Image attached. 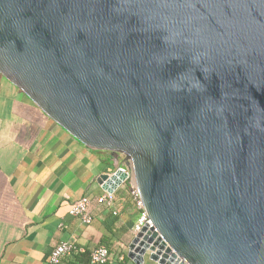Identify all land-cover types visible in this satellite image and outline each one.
I'll list each match as a JSON object with an SVG mask.
<instances>
[{
	"label": "water",
	"instance_id": "95a60500",
	"mask_svg": "<svg viewBox=\"0 0 264 264\" xmlns=\"http://www.w3.org/2000/svg\"><path fill=\"white\" fill-rule=\"evenodd\" d=\"M0 74L123 158L135 264H264V0H0Z\"/></svg>",
	"mask_w": 264,
	"mask_h": 264
},
{
	"label": "crops",
	"instance_id": "0c3cea01",
	"mask_svg": "<svg viewBox=\"0 0 264 264\" xmlns=\"http://www.w3.org/2000/svg\"><path fill=\"white\" fill-rule=\"evenodd\" d=\"M117 164L121 157L93 154L0 74V264H50L51 250L70 239L127 255L138 215L128 186L112 207L96 201L105 192L98 175ZM82 196L91 200L89 224L68 213Z\"/></svg>",
	"mask_w": 264,
	"mask_h": 264
},
{
	"label": "built area",
	"instance_id": "2783aa9c",
	"mask_svg": "<svg viewBox=\"0 0 264 264\" xmlns=\"http://www.w3.org/2000/svg\"><path fill=\"white\" fill-rule=\"evenodd\" d=\"M122 172L127 174V177L123 180L121 185L128 183L129 195L134 202V205L138 211L137 219L133 227L134 233L139 231L144 225L152 227V221L150 220L147 212L144 208V203L140 197L139 191L136 188L130 174V170L126 163H123L118 167ZM119 185V186H121ZM118 186V187H119ZM117 190V189H116ZM115 190V191H116ZM105 191V190H104ZM115 191L107 192L96 198L98 203H104L108 207H112L115 200ZM91 200L88 196H82L70 206L68 213L72 216L78 217L83 223L89 224L93 220V216L89 210ZM115 213V212H114ZM89 251L90 263L92 264H105L107 262L109 252L107 248L98 246L88 250L86 247L77 244L73 239L60 241L51 250L49 254L50 264H59L64 257L71 254H83Z\"/></svg>",
	"mask_w": 264,
	"mask_h": 264
},
{
	"label": "trees",
	"instance_id": "16d2710c",
	"mask_svg": "<svg viewBox=\"0 0 264 264\" xmlns=\"http://www.w3.org/2000/svg\"><path fill=\"white\" fill-rule=\"evenodd\" d=\"M125 185L128 186V183H125ZM98 246L107 248L109 252V256L105 264H135L126 254L116 253L114 248L106 242L100 241L96 247ZM72 256L73 257L71 261H69L67 264H79V263L88 264L90 263L89 251L83 254H72ZM144 264H154V263H152L146 258V261Z\"/></svg>",
	"mask_w": 264,
	"mask_h": 264
},
{
	"label": "rangeland",
	"instance_id": "374dc122",
	"mask_svg": "<svg viewBox=\"0 0 264 264\" xmlns=\"http://www.w3.org/2000/svg\"><path fill=\"white\" fill-rule=\"evenodd\" d=\"M123 159V158H122ZM123 161V160H122Z\"/></svg>",
	"mask_w": 264,
	"mask_h": 264
}]
</instances>
